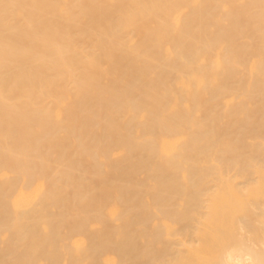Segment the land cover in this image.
Wrapping results in <instances>:
<instances>
[{"label":"bare ground","instance_id":"6f19581e","mask_svg":"<svg viewBox=\"0 0 264 264\" xmlns=\"http://www.w3.org/2000/svg\"><path fill=\"white\" fill-rule=\"evenodd\" d=\"M0 264H264V0H0Z\"/></svg>","mask_w":264,"mask_h":264}]
</instances>
